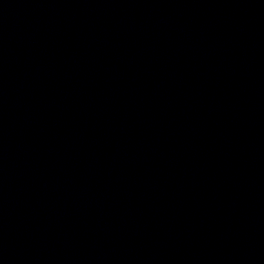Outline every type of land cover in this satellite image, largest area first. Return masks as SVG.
I'll use <instances>...</instances> for the list:
<instances>
[{"label":"water","instance_id":"1","mask_svg":"<svg viewBox=\"0 0 264 264\" xmlns=\"http://www.w3.org/2000/svg\"><path fill=\"white\" fill-rule=\"evenodd\" d=\"M0 264H264V0H0Z\"/></svg>","mask_w":264,"mask_h":264}]
</instances>
